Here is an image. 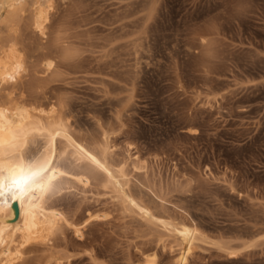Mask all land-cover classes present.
Wrapping results in <instances>:
<instances>
[{"label": "rangeland", "instance_id": "1", "mask_svg": "<svg viewBox=\"0 0 264 264\" xmlns=\"http://www.w3.org/2000/svg\"><path fill=\"white\" fill-rule=\"evenodd\" d=\"M53 2L46 35L31 0L0 26V45L15 42L27 61L0 99L15 90L28 108L68 117L77 139L108 147L155 219L103 175L72 181L50 203L81 217L82 233L64 224L20 242L13 264H143L152 253L176 264L185 244L166 219L203 234L185 264H264V0ZM89 210L101 216L84 222Z\"/></svg>", "mask_w": 264, "mask_h": 264}, {"label": "bare ground", "instance_id": "2", "mask_svg": "<svg viewBox=\"0 0 264 264\" xmlns=\"http://www.w3.org/2000/svg\"><path fill=\"white\" fill-rule=\"evenodd\" d=\"M31 1L33 24L37 32L46 35L54 2L53 0ZM27 2L28 0H0V26L7 27L9 23H14L16 17L23 15ZM4 9L7 11L5 17L2 15ZM70 52L66 49L65 55L67 56ZM26 62L15 42H2L0 45V86L11 84V89L17 87L25 71ZM46 66L47 69L52 68L53 60L46 62ZM14 91L10 90L6 93L7 100L0 99V264L14 263L15 257L21 253L20 242L23 244L30 239L47 238L54 231L58 232L57 229L61 225H70L73 230L82 233L81 217L70 219L62 208L50 203L51 198L65 189L72 181L86 185L91 184L92 179H97L98 175H103L107 186L123 203L134 211H138L137 214H141L143 218L155 219V212L149 205L142 199L132 198L128 190L123 187L127 183L126 161L114 163L115 158L112 159L111 152L105 145L93 146L91 142L88 143L89 141L85 143L77 139V136L74 137L68 117L57 116L55 108L51 110L49 108V110L30 109L15 100ZM59 143H64L69 152L64 146L63 149L59 147ZM64 160H69L70 165ZM77 161L83 162V165L78 164ZM41 166H45L47 170L42 173L41 177L34 178L40 180V183H33L32 180L24 183L22 178L38 171ZM87 215L86 218L84 217V222H90L94 217L101 216L90 210ZM166 220L162 223L167 232L176 233L185 244L183 248L181 247L182 249L180 248L176 264H185L195 241L203 234L197 226ZM156 260L155 253L148 254L143 264H158Z\"/></svg>", "mask_w": 264, "mask_h": 264}, {"label": "snow or ice", "instance_id": "3", "mask_svg": "<svg viewBox=\"0 0 264 264\" xmlns=\"http://www.w3.org/2000/svg\"><path fill=\"white\" fill-rule=\"evenodd\" d=\"M46 170L47 169H46L45 166H41L38 171H35V172L30 173L29 175L23 177L22 179H23L24 183H27L29 180H32L33 183L39 184L40 183V180H37V179H34V178L41 177L42 173L44 171H46ZM16 183H19V181H16Z\"/></svg>", "mask_w": 264, "mask_h": 264}]
</instances>
